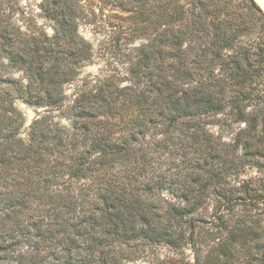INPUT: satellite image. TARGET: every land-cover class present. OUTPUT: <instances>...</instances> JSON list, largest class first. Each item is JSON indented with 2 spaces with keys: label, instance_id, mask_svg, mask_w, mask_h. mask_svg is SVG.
I'll return each mask as SVG.
<instances>
[{
  "label": "trees",
  "instance_id": "trees-1",
  "mask_svg": "<svg viewBox=\"0 0 264 264\" xmlns=\"http://www.w3.org/2000/svg\"><path fill=\"white\" fill-rule=\"evenodd\" d=\"M93 1L0 0V264H264L263 8Z\"/></svg>",
  "mask_w": 264,
  "mask_h": 264
},
{
  "label": "rangeland",
  "instance_id": "rangeland-1",
  "mask_svg": "<svg viewBox=\"0 0 264 264\" xmlns=\"http://www.w3.org/2000/svg\"><path fill=\"white\" fill-rule=\"evenodd\" d=\"M94 0L92 6L83 9V19L79 26L80 34L89 39L94 46L96 58L93 65L84 68V73L92 74L110 73L118 65V57L115 55L113 46V25L119 20L114 15V11L108 7H100ZM40 0H19L24 9H39ZM125 15V14H124ZM50 31V29H48ZM24 115L25 126H27L36 116L40 109H35L27 104L18 101L16 103ZM160 256L169 254L167 248L159 249ZM137 264H149L146 259L138 261Z\"/></svg>",
  "mask_w": 264,
  "mask_h": 264
},
{
  "label": "bare ground",
  "instance_id": "bare-ground-1",
  "mask_svg": "<svg viewBox=\"0 0 264 264\" xmlns=\"http://www.w3.org/2000/svg\"><path fill=\"white\" fill-rule=\"evenodd\" d=\"M259 5L264 9V0H256Z\"/></svg>",
  "mask_w": 264,
  "mask_h": 264
},
{
  "label": "water",
  "instance_id": "water-1",
  "mask_svg": "<svg viewBox=\"0 0 264 264\" xmlns=\"http://www.w3.org/2000/svg\"><path fill=\"white\" fill-rule=\"evenodd\" d=\"M256 1V0H255ZM257 2V1H256ZM258 3V2H257ZM259 4V3H258ZM260 6V5H259ZM261 7V6H260ZM262 8V7H261ZM264 10V9H263Z\"/></svg>",
  "mask_w": 264,
  "mask_h": 264
}]
</instances>
